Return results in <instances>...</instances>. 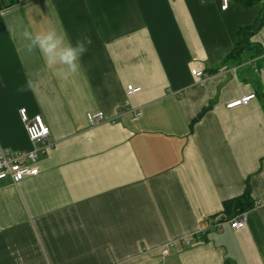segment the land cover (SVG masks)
<instances>
[{"label": "crops", "instance_id": "crops-1", "mask_svg": "<svg viewBox=\"0 0 264 264\" xmlns=\"http://www.w3.org/2000/svg\"><path fill=\"white\" fill-rule=\"evenodd\" d=\"M221 5L0 0V154L33 147L22 108L54 143L38 175L0 182V264H264V27L250 38L261 54L226 61L262 2ZM26 28L89 36L80 72L29 53ZM88 112L108 121L90 127Z\"/></svg>", "mask_w": 264, "mask_h": 264}, {"label": "built area", "instance_id": "built-area-1", "mask_svg": "<svg viewBox=\"0 0 264 264\" xmlns=\"http://www.w3.org/2000/svg\"><path fill=\"white\" fill-rule=\"evenodd\" d=\"M221 9L226 10L229 4V0H221ZM191 75L200 79L205 76V73L200 70H191ZM140 92V87L128 85L126 87V94L133 95ZM255 97L254 94L244 96L239 100H235L227 104L228 109H232L238 106L246 105L250 100ZM127 109L121 110L120 114L127 112ZM132 113L133 120H136L140 116L138 111H130ZM19 116L24 124L26 134L29 141L33 144L32 149L28 151L12 152L5 150L0 154V182L9 180L12 183H18L24 179L34 177L38 175V162L40 156H45L48 151L53 147L54 143L50 138L49 127L45 124L40 115H36L29 118L25 108L19 110ZM86 121L90 127L97 126L103 122H107V117L102 112H88L86 114ZM246 218L242 214L240 216L233 217L230 222V228L233 230L241 229L245 226ZM215 227H219V223L214 224ZM170 244L164 245L161 250V256L168 255V248Z\"/></svg>", "mask_w": 264, "mask_h": 264}, {"label": "clouds", "instance_id": "clouds-1", "mask_svg": "<svg viewBox=\"0 0 264 264\" xmlns=\"http://www.w3.org/2000/svg\"><path fill=\"white\" fill-rule=\"evenodd\" d=\"M22 36L28 42L26 47L29 53L39 51L48 67H62L64 79H69L80 72L81 59L92 44L89 36H82L73 44L66 34H61L55 29L30 31L26 28ZM36 87L37 85L29 79L24 85L19 86L17 91H34Z\"/></svg>", "mask_w": 264, "mask_h": 264}, {"label": "trees", "instance_id": "trees-1", "mask_svg": "<svg viewBox=\"0 0 264 264\" xmlns=\"http://www.w3.org/2000/svg\"><path fill=\"white\" fill-rule=\"evenodd\" d=\"M244 7H248L256 2H262V9L255 20L254 24L247 28H242L237 33V41L232 51L227 55L226 61H231L234 64H241L244 61V57H255L261 54V50L250 42V38L257 33L262 27H264V0H237ZM208 110L204 108L199 112L191 121L189 127L192 128L193 124L198 121L203 114ZM248 188L242 197H246ZM240 198H234L227 200L223 203L224 209L227 210L232 204L238 201Z\"/></svg>", "mask_w": 264, "mask_h": 264}]
</instances>
